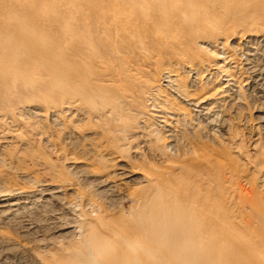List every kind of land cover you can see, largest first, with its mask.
<instances>
[{
  "label": "bare ground",
  "instance_id": "bare-ground-1",
  "mask_svg": "<svg viewBox=\"0 0 264 264\" xmlns=\"http://www.w3.org/2000/svg\"><path fill=\"white\" fill-rule=\"evenodd\" d=\"M75 1V4L71 8L72 12L67 18H63V24H61L63 33L61 35V40L66 48H69V50L71 49L70 55L63 54L57 58L54 46H52V44L50 45V43H46L44 40L45 38L43 39L41 37H37L38 32L29 26L28 20L19 17L13 18V21L16 23L17 39L9 41L0 36V92H10V84L6 80L10 78V76L15 79L18 77L21 78L19 75L23 71H18L20 73H14L12 68H23L26 71L28 70L27 68H29L30 62H32L36 63L38 67L47 70L51 80L54 81V87L56 86L55 88L61 91V98L68 99L69 101L65 104L63 110H58L59 112L50 115L41 113L42 110L41 112H38L36 109H25L27 116L29 115L31 118L32 116H36L41 120L43 119L44 121L49 119L52 123H61L62 117H67L68 119H65L67 121L75 118L77 122H81L80 124H83L86 120L94 121V123L102 122L103 124L105 123L109 126L111 123H114L115 126L108 128V130L104 129L107 135L103 136L106 137L109 142L106 150L108 154L107 158L111 162V165L108 166L109 168H107V165L104 163L106 166L103 167L101 165L102 169H100L91 165L93 164L91 158L89 159L88 157H81L72 159L70 156V159L72 160L71 162L68 160L71 163L69 169L72 171L74 170L75 175L81 170L82 172L80 171V175L82 174V181L84 180L87 182L86 185L91 186V188L86 185H84L85 188H82L83 185L82 187L80 186V182L82 181L78 182L80 185L74 184V182L71 183L70 181L69 182L71 184L69 185H66L65 183L57 184L48 181H43L44 183H40L39 181L40 184L37 190H30L22 187H10L8 190H0V246L5 247V253H7L6 255H10V250L12 249H15L16 252L17 250L21 252L22 250H26V248H28L27 242H25L23 237L19 235L20 233L18 235L16 233L14 234L5 227L6 225L8 226V222H13V220L18 221V219L26 213L25 210L28 211L35 207H44L53 203L62 205V202L66 199V197L69 196V191L72 193V195L69 196L72 198V201H69L66 206L63 205V208L66 212L55 214L56 216H49L51 217L49 220L52 221L53 224L57 225V232H61L63 236H69L71 238L78 236V238L81 239L83 248L81 250L76 248V250L77 254L80 255L82 259L67 258L56 254H53V256L51 255V257H45L39 253V250H35L33 264H145L146 262L144 260L143 254L138 250L140 248H135L134 244L132 245L133 241L132 243L129 241V238H132V236H135L136 234V236H140L139 229L129 223V218H121L120 214L119 217L111 214L109 217L108 215L109 212H116V208L124 202L130 203L129 212L134 210L142 213L147 212L149 225L152 228L156 227L159 229L162 222H168L169 229L162 230L167 231V233H170L171 230L172 236L174 237V242H171L170 247L172 249L177 247L185 248L187 252H185L183 257L186 260L199 259L204 261L205 259L219 258L220 253H223L221 249L222 244L229 242L233 248L235 247L234 251H246L248 256H251L255 261L258 262V256H256L255 253H257V249L264 247V245L262 246L264 241L250 240L245 244H239V231L232 228L230 223H228L226 220L219 194L215 191L207 190L206 188L207 181L209 185V180L207 179L206 182L204 181V172H210V167L212 166L215 168L218 166V164L214 161L212 157L213 154L207 157L198 155L194 149L193 141H190L188 138L189 136L192 139L194 136L197 137L196 132H198L199 129L202 130L201 126L203 125H200L201 122L198 120L200 117L195 115L191 116L190 114L184 113V106L182 107V105L176 104V101H172V103H170V99H168L170 97H166L164 101H160L158 98L159 93L162 92L163 89L170 90L175 94V96L178 97V99L180 98L182 100L181 104H184L186 107L202 108V106L207 105L210 101H213L214 103L216 102L217 104L218 102L223 101L222 98L226 99L225 94L229 86L213 88V93L210 92L211 94L206 93L200 96V94L197 93L198 87L196 84L194 85V83H190V86L186 87V85L183 84L184 86H182L181 83L178 82V76L175 75L177 74V70H175L176 68L166 67L165 69L163 67L165 70L154 82L156 85L155 87L148 86L152 80H150L151 78L149 75L143 73L141 70V67L143 68V66H145L144 62L141 60L142 53L146 54L148 52H154L161 55L163 52H161L162 49H159L161 47H165V43L169 42V39L174 35L175 32H180L181 34H187L188 32L189 34L191 33V29L189 27L190 24L188 23L190 18L186 21L189 11L186 14V8L182 9L181 7V11L179 13H172V9H167V3L170 2L176 4L181 0ZM225 1H227V3L229 1L236 3L239 0ZM261 1L264 2V0ZM257 2L259 1L257 0ZM187 3H189L188 6H200L199 2L196 0H187ZM190 3L193 4L191 5ZM151 14L153 15V18L149 19L148 16ZM69 17H76L74 19L76 20L75 25H70L68 23ZM160 32H164L166 36L163 37ZM250 40L247 42V44L251 43ZM156 45L157 47H155ZM240 45L242 44L240 43ZM227 49L229 51V48ZM225 51L226 50L223 51L224 55H226ZM228 51H226L227 56L224 58V73L222 71H218L222 72L224 76L230 78V80H228L229 82H235L236 86L238 85L237 88H239V91H241L243 83L241 82L240 78L235 76L233 71L234 68L232 69L230 66V61H234V55L232 56V54L230 55L229 53L230 57H228ZM18 54L22 55L23 61L17 63H15L14 60L11 61L13 56ZM163 54H167V52H164ZM181 54L184 57H189V51L187 50H181ZM228 59L229 61H227ZM238 59L239 58L236 60ZM150 60L151 58H147L145 62ZM4 61H10L12 64L7 62V68H5L6 66L3 64ZM55 61H57L56 64ZM238 61H240V59ZM246 61V65H249L251 60L248 58ZM254 73V76L259 78V80L264 83V69H259L257 72L254 71ZM106 81H109L112 86L109 87V85L106 86L101 84L106 83ZM164 82L167 84L163 86ZM198 86L200 87L199 84ZM54 87L53 89H55ZM151 88L153 90L156 89L157 93H154ZM33 101L36 102L35 100ZM6 102L7 101H5V104ZM23 102L24 101H21L20 104H23ZM27 103L29 104V101ZM15 104L17 103H14V106ZM82 106L84 108L83 111H75V108ZM149 108L153 110L155 114L149 115L150 117L148 118L145 117V115H147V112L145 111ZM54 109L56 108H53V110ZM20 113L15 115L18 117ZM129 113H134L135 116L133 117L135 118H145L142 121L140 120V126L137 127L138 130H141V133L126 138L131 134H129L128 128L132 120L130 118L132 117H130L131 115ZM199 114L201 115V113ZM10 116L13 117V115ZM25 116L26 115H24V117ZM19 118L22 120L21 115ZM8 119L9 118L5 116V113L0 115V122L6 121L3 124L14 125V118H11L12 121L10 119L12 123H7ZM132 121L135 122V120ZM146 121L153 122L148 125ZM27 122L28 121H26V123ZM32 122L33 121H31V123ZM27 125H25V128ZM8 127L10 129V125L6 126L7 129ZM46 127L49 128V126ZM69 127H71V125H69ZM29 129L28 131L32 132V130ZM76 129L74 128V132ZM41 131L42 130H40V132ZM12 133V136L16 134L15 129L12 130ZM4 134L5 136H8L9 132ZM201 134L203 133L201 132ZM101 135L102 134H100L99 137H101ZM18 136L20 135L18 134ZM19 138L17 139L16 137V140H19ZM122 141L129 142L130 144L133 141H137L138 143L133 147V142L131 144L132 147L129 148L130 144L127 143L128 145H124ZM112 145L114 147H112ZM83 150L85 151V149ZM90 151L91 149L89 152ZM129 152L130 154L132 153V155H129ZM202 154L204 155V153ZM144 155H150L155 159V161L157 160L166 166H164L160 171H156V169L152 172L137 166L135 163L136 160L141 159V157ZM174 156L177 158L175 161H173ZM95 158L97 159L98 157ZM21 162L24 163L25 161L22 160ZM146 178H148V181H146ZM3 181H5V179H3ZM143 182L146 183L145 187L141 186L144 184ZM218 186L216 188L217 191L219 190ZM86 187L90 188V192H93L92 187L95 188V193H92L91 195L88 194L85 191ZM95 198H99V200H101L100 202L98 201L100 204H96L98 202ZM96 205H98L99 208V211H97L98 213L94 210ZM88 210L90 213L87 212ZM167 212L174 213H172V215H168ZM120 213L121 215L124 214H122V212ZM107 215L108 219L105 217ZM41 225H43V223H40V227ZM28 227H31V230H35L38 227L39 229L36 233H40L42 230V228L39 227V223H31ZM151 227L149 228L151 229ZM225 229L227 234H224ZM14 230L16 231L17 228ZM147 230L149 231V229ZM23 231H25V229ZM148 231H145V233ZM37 237L38 239L36 241L40 243V246L41 243L47 242L49 239L39 234ZM32 241L30 242L33 243ZM157 241L158 240H156V242ZM146 242L147 241H145V244ZM164 248L165 247H163V249ZM248 249L249 251H247ZM72 250L70 254L75 252V250ZM65 251L69 252L70 248L66 247ZM234 251H231V253ZM254 251L255 253H253ZM5 253H3V255ZM47 253L49 252L47 251ZM160 254L163 257L161 263L164 261L167 262L168 259L170 261V259L173 258H170L172 255L169 253L161 252ZM146 255L147 258L150 257L151 259L152 252H147ZM231 256H235L234 253H232ZM5 259H8V257L6 256ZM176 259L174 256L173 261ZM199 260L198 262L201 263ZM215 261H212V263ZM232 261L235 262L234 260ZM208 262L209 260H207V263ZM258 264H264V258L261 261L259 259Z\"/></svg>",
  "mask_w": 264,
  "mask_h": 264
},
{
  "label": "rangeland",
  "instance_id": "rangeland-1",
  "mask_svg": "<svg viewBox=\"0 0 264 264\" xmlns=\"http://www.w3.org/2000/svg\"><path fill=\"white\" fill-rule=\"evenodd\" d=\"M196 1L199 2L200 6L192 5L193 3H190L192 6H188L189 3H187V0L179 1L176 3L177 5L170 2L167 3L168 4L166 5L167 9L168 10L172 9L171 10L172 13H179L181 11V7L182 9L186 8L185 10L186 14L189 11V14H187L188 17L186 18V21L189 20L190 18L188 23L190 24L189 27L191 29V33L189 34L188 32L187 34H181L180 32H175L174 35L169 39V42L165 43V47H161L159 49V50L162 49L161 52L163 53L167 52V54L162 53L161 55H159L154 52L153 53L148 52L146 54L142 53L141 60L142 62H144L145 66H143V68L141 67V70L143 71V73L149 75L151 78L150 80H152V82L148 86L155 87L156 85L154 82L157 80V78H159L158 76H160L164 72L166 67L176 68L175 70H177L176 72L177 74L175 75L178 76V80H179L178 82H180L182 86L186 85V87L190 86V83L191 84L194 83V85L196 84L198 87L197 93H199L200 96L206 93L209 94L213 93V88H221L222 86H227V87L229 86L225 94L226 99L222 98L223 101H220L217 104L216 102L214 103L213 101H210L211 103L209 102L207 104L208 106L205 105L202 106V108L186 107L184 104H181L182 100L180 98L178 99V97L175 96V94L170 90L163 89L162 92L159 93L158 98L160 101H164L166 97L167 98L170 97L168 98L170 99V103H172V101L173 102L176 101L175 102L176 104L182 105V107L184 106L183 107V110L185 111L184 113L190 114L191 116L195 115L200 117L198 118V120L201 122L200 125H203L201 126L202 130L199 129V131L196 132L197 137L196 136L193 137L195 141L192 138H190V136L188 138L190 139V141H193L194 149L196 150L198 155L207 157L213 154L212 157L214 161L218 164V166L215 168L211 166L210 172L207 171L204 172L203 175L204 181L206 182L207 179L209 180V185H208V181L207 184L205 183L207 185L206 186L207 190L215 191L216 193L219 194L222 203L221 205L223 206V210H224L223 213L226 220L228 221V223H230V226L232 228L239 231L238 232L240 234L239 244H243V243L245 244L250 240L263 242L264 241V183H263L264 182V83L261 82L259 78L254 76L255 74L254 71L257 72L259 69H264V42H263L264 41L263 40L264 2L261 0H258L259 2H257V0H239L236 3L230 1L227 3V1L225 0H216V1L196 0ZM75 2H76L75 0H0V36L9 41L17 39V35H16L17 32L15 25L16 23L13 21V18L19 17L28 20L29 26L33 30L38 32L37 37H41L43 39L45 38L44 40L46 43H50V45L52 44V46H54L57 58L58 56L63 54L70 55L71 49L69 50V48H66L61 40V35L63 34L61 29V24H63L62 20L67 18L68 15L72 12L71 8L75 4ZM178 7L180 8V10ZM176 9L179 11H177ZM149 16H148L149 19L153 18L152 14ZM75 18L76 17H72V18L69 17L68 23L70 25H75L76 24V20H74ZM160 33L163 37L166 36L164 32H160ZM249 40L251 41V43L247 44ZM239 42L242 45H240ZM155 47H157V45ZM227 48H229V51ZM183 49L185 51L186 50L189 51V57L182 56L181 50ZM223 49L228 51V57H230L231 54L232 56L234 55L233 60L235 62L230 61L231 63L230 66L232 69L234 68L233 71L235 76L240 78L241 82L243 83L242 87L240 86L242 88L241 91H239V88H237L238 85L236 86L235 82L230 81L231 82L230 83L228 81L230 80V78L223 75L225 70L224 58L225 56H227L226 51H225L226 55L223 54L224 51ZM147 58H151V60L145 62ZM237 58H239L240 61H238L239 59L236 60ZM248 58L251 61L249 65H246L247 62L246 59ZM22 59H23L22 55L18 54L16 56H13L11 61L14 60L15 63H17V62H22L23 61ZM227 61H229V59ZM7 62L12 64V62L10 61ZM7 62L4 61L3 63L4 66H6L5 68H7V64H8ZM56 62L57 61H55V64ZM234 63H236L237 65ZM217 64L219 65L221 64L220 67ZM27 69L28 70L25 71V69L23 68H18V69L12 68L14 73H20L18 71H23L21 72L22 75L21 74L19 75L21 76V78L18 77L15 79L12 76H10V78L6 79L7 82L10 84V92L9 93L0 92V115L5 113V116L9 118L7 123L11 122L13 118H14L13 120L15 121L14 125L9 124L10 129L9 127L8 129L6 128V126L9 125L3 124L6 121L0 122L1 125L0 129H2L0 130V147H1L0 148L1 151L0 152V180H1L0 190L1 191L8 190V188L10 187L11 188L22 187L30 190H37L39 184L42 183L43 181L44 182L48 181L57 184L65 183L66 185H69L73 182L74 184H78V182L82 181L83 179L81 176L82 174L80 175L82 171L80 170L81 172L79 171L75 175L74 174L75 171L69 169V166L71 165L70 162L74 158L88 157L89 159L91 158L93 161V164H91L92 166L102 169V166L104 167L107 165V168H109L108 166L111 165V162L107 158L108 154L106 150L107 145H109V142L108 139L103 136L107 135L105 130H108V128L115 126L114 123H111V125L109 126L106 125L105 123L103 124L102 122L94 123V121L86 120L85 122L83 121L84 122L83 124H80L81 122H77L75 118L71 119L70 121L65 120L68 119L67 117L66 118L62 117L61 123L60 122L52 123L49 119L47 121L46 120L44 121L43 119L41 120L36 116H32V118L29 117V115L27 116V113L25 111L28 109L29 110L36 109L38 112H41L42 110L41 113L48 115L59 112L58 110H63L65 104L69 101L68 99L61 98L62 93L60 94L61 91L56 89L55 88L56 86L54 87V83H53L54 81L51 80V77L47 70L38 67L36 63H32V62H30L29 68ZM218 70L222 71L223 73L219 72ZM108 82L109 81H106V83H101V84H104L106 86L109 85V87H111L112 85L110 84V82L108 84ZM166 84L167 83L164 82L163 86ZM198 84L200 85V87L198 86ZM53 87L55 89H53ZM152 91L154 93H157L156 89L155 90L152 89ZM228 94L231 96H229ZM27 100L29 101V104L27 103L28 102ZM33 100L38 102L36 103ZM5 101H7L6 104ZM19 101L20 102L24 101L25 103L23 102V104L22 103L20 104ZM14 103H17L18 105L15 104L14 106ZM53 108L56 109L53 110ZM18 109H20L21 111ZM83 109H84L83 106L77 107L75 108V111H83ZM145 112H147V115H145V117L148 118L150 117L149 115L155 114V112L150 108ZM18 113L20 114L17 117L16 115ZM199 113H201V115ZM9 114L13 115V117L10 116ZM129 114L131 115L129 116L132 117L130 119L135 120L136 123L132 120L130 122L129 119L130 126L128 130H129V134L130 133L131 134L128 135L126 138L141 133V130H138L137 127L140 126L139 123L145 118V117L135 118L133 117L135 116L134 113H129ZM20 115L22 120H20L19 118ZM24 115H26L27 117L26 116L24 117ZM19 120L24 122L22 123ZM30 120L33 122L31 123ZM26 121L28 122L26 123ZM146 122L148 123V125H150V123H152L153 121L152 122L146 121ZM25 125H27L26 128ZM69 125H71V127H69ZM46 126H49V128ZM61 126H63L64 128ZM74 128L76 129L75 132H74ZM14 129L16 134L12 136L13 134L12 130ZM28 129L32 130V132L28 131ZM52 129L55 131H53ZM40 130L42 131L40 132ZM7 132H9V134L8 136H5L4 133ZM201 132L203 134H201ZM18 134L20 136H18ZM100 134H102L101 137H99ZM41 135L43 138L41 137ZM49 135L52 136L50 137ZM15 136L17 137V139L20 137L19 140H16ZM2 138H4L5 140ZM50 138L52 141L50 140ZM1 140L6 142H3ZM122 142L124 145L130 144L129 142L126 141H122ZM137 143L138 142L135 141L132 144L133 147ZM131 144L129 145V148L132 147ZM112 147L114 146L112 145ZM83 149H85V151ZM90 149L91 151L89 152ZM60 153H62L63 155ZM202 153H204V155ZM129 155H132V153L130 154L129 152ZM70 156L72 159H70ZM144 156H142L141 159L136 160L135 163L137 166L142 167L149 172H152L153 170L156 169H157L156 171H160L164 166H166L165 164L160 163L157 160L155 161V159L150 155H144ZM95 157L98 158L96 159ZM22 160L25 162L22 163L21 162ZM175 160H177V158L174 156L173 161ZM3 179H5V181H3ZM146 181H148V178H146ZM80 183L81 185L80 184L78 185H80L81 187L83 185L82 188H85L84 185H86L87 182L83 180ZM145 184L146 183L142 184L141 186L145 187ZM217 186L219 188L218 191L216 189ZM88 187L91 188V186ZM88 187H86L85 189V191L88 194L91 195L92 193H95V188L92 187L93 192H90V188ZM68 195L71 196L72 193L68 191ZM68 197H66V199L62 202V205L53 203L44 207H35L28 211L25 210L26 213L23 214L22 217L18 219V221L13 220V222L12 221L8 222L9 223V224L7 223L8 226L6 225L5 227L8 228L14 234L16 233L18 235L20 233L19 235L23 237L25 242H27V247L29 249L26 248V250H22L24 252L22 251L20 252L19 250H17L16 252L15 249H12L13 251L10 250V255H6L7 253H5V247L0 246V255H1L0 264H33V256L35 255V250L37 251L39 250L40 251L39 253L45 257L47 256L51 257V255L53 256V254H56L67 258L82 259V257L77 254V250H76V248H79L78 250H81L83 248V245L81 244V239L78 238V236H75L74 238H71L69 236L68 237L63 236L61 232L60 233L57 232L56 229L57 225L53 224L52 221L49 220L51 218L49 216H54L55 214L58 213L61 214L62 212H66L63 208V205L66 206V204L69 201L70 202L72 201V198L70 197L68 198ZM95 199L97 202L101 201L99 200V198H95ZM99 202L96 204H100ZM98 209H99L98 205H96L94 207V210L97 212L99 211ZM129 210H130V203L124 202L116 208V212H109L108 215L109 217L111 215L119 217L120 214L121 218L124 217L129 218V223L132 226H135L139 229L140 236H136L137 235L136 234L135 236H132V238H129V241L131 243L133 241L132 245L134 244L135 248L141 249L138 250L140 253L143 254L144 260L147 264L149 263L150 264L153 263L154 264L156 263L157 264H163V263L164 264H241V263L258 264L259 259L261 261L264 258V247L257 249L256 250L257 253H255V251L253 252L256 254V256H258L257 257L258 262H257L251 256H248L246 251L244 252H238L236 250L234 251L235 247L233 248L229 242H225L221 246L223 253H220L219 258H213L214 260L207 259L209 260L208 263L206 259L204 261L198 259L201 263H199L198 260H186L183 257L185 252H187L185 248L177 247L175 249H172L170 247L171 242L174 240L171 230L170 233L169 232L167 233V231L162 230V229H167V230L169 229L168 222H162L160 224V228L158 227L159 229H157L156 227L152 228L149 225V218L147 216V212L142 213L134 210L132 211L133 212L132 213L129 212ZM87 212L90 213L89 210ZM120 212L124 214L121 215ZM172 213L174 212H167L168 215H172ZM108 215L105 216L106 219H108ZM146 219H147V224H146ZM29 221L30 222L32 221L31 223H39V227H40V223L41 224L43 223V225H41L40 227L42 228L41 232L36 233L37 230L39 229L38 227L37 229H35L36 231L31 230L30 229L31 227H28L29 224H31ZM147 226L151 227V229ZM15 227L17 228L16 231L14 230L16 229ZM24 229L25 231H23ZM147 229H149V231ZM145 231L148 232L145 233ZM38 234L47 239L49 238L47 242L41 243L42 247L39 245L40 243L36 241L38 239L37 237ZM224 234H227L226 229L224 231ZM144 240L147 241L146 244ZM156 240H158L157 241L158 243L156 242ZM30 241H32L33 243H31ZM70 243L73 244L71 245ZM64 245L65 246L67 245L66 247L70 248L69 252L65 251L66 247ZM263 245L264 244H262V246ZM162 246L165 247L166 249L165 248L163 249ZM72 249L75 250V252H72L70 254ZM47 251L49 253H47ZM231 251H234L232 252L235 255L233 256L234 258L231 256L232 254ZM247 251H249V249ZM147 252L148 253L152 252L151 259L150 257L148 258L146 257ZM153 252L155 255L153 254ZM161 252L171 254L172 256L170 258L172 257L173 258L170 259V261L171 260L173 261L174 256L175 259L176 258L177 259L174 260L173 262L172 261L170 262L168 259L167 262L164 261L163 263H161L163 260V257L160 254ZM3 253L5 254L3 255ZM6 256L8 257V259H5ZM158 257H160L161 259ZM232 260H234L235 262H233ZM212 261L215 262L212 263Z\"/></svg>",
  "mask_w": 264,
  "mask_h": 264
}]
</instances>
